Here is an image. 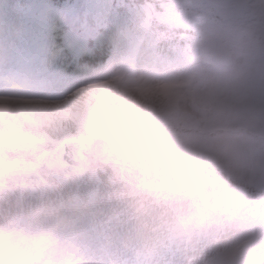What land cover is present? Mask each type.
<instances>
[{"label": "rangeland", "instance_id": "1", "mask_svg": "<svg viewBox=\"0 0 264 264\" xmlns=\"http://www.w3.org/2000/svg\"><path fill=\"white\" fill-rule=\"evenodd\" d=\"M181 1L204 10L229 0ZM20 5L21 0H11L10 12L0 13L5 105L0 165L21 167L0 177V194L19 196L12 212L1 215L0 264H215V252L243 247L244 238L263 227L261 219L224 230L214 223L200 227L187 192L168 183V170L179 157L205 162L214 156L219 168V173L212 170L214 179L264 187V61L255 26L234 29L227 23L226 40L208 32L206 44L212 47L195 46L190 61L201 68L194 69L186 87L175 90L160 79L176 76L186 59L156 63L159 79L142 73L144 58L136 69L129 66L126 43L112 26L122 0H73L50 28L21 23ZM233 8L235 18L251 9L264 19V0H233ZM96 48L109 57L99 67H83L80 73L62 67L63 52L81 57ZM218 114L237 118L245 131L222 130L204 141L196 132L181 135L167 127L219 124ZM121 118L135 122L136 129L120 139L107 134L93 140L81 167L69 168L58 159L68 138H92L94 130ZM139 129L145 132L133 144ZM25 164L36 170L23 171ZM76 182L84 191L71 198ZM93 196L96 204L84 205ZM216 212L211 210L209 218ZM46 218L51 227L42 226ZM70 218L81 219L84 227ZM69 225L77 234L60 232ZM247 264H264V236Z\"/></svg>", "mask_w": 264, "mask_h": 264}, {"label": "trees", "instance_id": "2", "mask_svg": "<svg viewBox=\"0 0 264 264\" xmlns=\"http://www.w3.org/2000/svg\"><path fill=\"white\" fill-rule=\"evenodd\" d=\"M70 1L24 0V8L21 13L23 17L33 13L37 20L41 21L43 14L57 13L62 5L69 4ZM125 2L129 8L123 7L120 10L123 21H117V29L129 42L132 60L142 51L148 54L153 61L166 63L181 55L189 57L195 45L204 44L206 31L218 32L217 34L220 35L225 20L249 26L263 21L261 17L253 16L251 11L243 13L238 20L233 21L231 4H225L217 10H213V16L200 10H190L180 0H125ZM6 5V0H0V11H9ZM191 12L198 16L203 15L204 19H208L209 22H206L208 26L196 30L193 23L196 26L199 23L194 21L195 17L191 15ZM191 23L192 25H190ZM262 39L264 40V38ZM262 58L264 60V52ZM187 62L188 60H186ZM193 67L195 66L188 62L179 68V74L174 76V79L170 78V80L173 79L174 88L179 89L184 86L183 82L192 74ZM216 117L219 124L200 127L203 134L208 133L210 136L216 137V134L221 133L220 130H225L228 126L231 129L245 130L244 124L239 123L237 118L223 119L219 115ZM222 122L223 124H221ZM104 128L111 132H132L135 130V123L129 119H117L109 122ZM174 129L179 134L191 131V129L187 130L178 126ZM179 160L180 158L176 160L170 170L172 186L190 192L193 210L200 212V216L210 209L216 208L218 210L216 223L222 227L231 222L246 226L259 217L264 220V189H252L249 185L238 183L221 184L214 179L210 172L211 169L206 167L207 165L185 163L183 158ZM258 240L253 238L246 244L244 250L232 255L217 254L216 263L246 264Z\"/></svg>", "mask_w": 264, "mask_h": 264}, {"label": "bare ground", "instance_id": "3", "mask_svg": "<svg viewBox=\"0 0 264 264\" xmlns=\"http://www.w3.org/2000/svg\"><path fill=\"white\" fill-rule=\"evenodd\" d=\"M2 106L5 107V105L3 104V102L1 101L0 99V110L2 109ZM6 110V109H5ZM83 188V185L76 182L75 186L72 187L71 189V193L70 195L74 194V193H82L84 190L81 191V189ZM80 190V191H79ZM66 191H70V188L69 190L66 189ZM2 197H0V219L1 221H3V218L1 217V215L6 212H12V209H14V207L17 206V203H18V200H19V196L16 194V193H9L8 192H4L2 194H0ZM33 198H35V196L33 195L32 196ZM45 198H37L36 201H40V200H44ZM71 220V223L74 224L75 226H82L84 227V223L82 222L81 219L77 218H70ZM55 226H60V221H54L52 222ZM74 225L73 227L69 225V227H66L64 228L63 230H61L60 232L63 234V235H66L67 233H72L73 230L72 228H74ZM42 226H49L51 227V223L49 221V219H45L44 222L42 223ZM72 230V231H70ZM87 232H85L86 234ZM72 234H77V232H74ZM82 236V235H81ZM91 257V256H89ZM85 264H103V263H99V262H91V261H86Z\"/></svg>", "mask_w": 264, "mask_h": 264}, {"label": "water", "instance_id": "4", "mask_svg": "<svg viewBox=\"0 0 264 264\" xmlns=\"http://www.w3.org/2000/svg\"><path fill=\"white\" fill-rule=\"evenodd\" d=\"M86 147L85 140H69L64 144L63 159L67 164L78 166L82 162L81 151ZM75 151V152H74Z\"/></svg>", "mask_w": 264, "mask_h": 264}]
</instances>
